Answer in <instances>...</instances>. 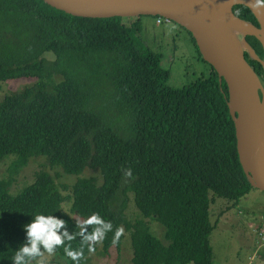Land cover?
I'll return each instance as SVG.
<instances>
[{"label": "trees", "instance_id": "16d2710c", "mask_svg": "<svg viewBox=\"0 0 264 264\" xmlns=\"http://www.w3.org/2000/svg\"><path fill=\"white\" fill-rule=\"evenodd\" d=\"M232 12L258 25L246 6ZM139 18L78 17L42 0H0V81H33L0 101V264H12V252L26 244L22 226L36 212L65 222L56 231L73 239L62 237L54 252L65 264L72 261L63 247L81 248L80 226L62 210L65 198L46 167L78 176L71 212L82 220L95 213L122 229L115 243L107 229L90 241L95 251L119 248L124 230L132 264H212L210 194L237 202L252 188L238 159L227 86L205 61L207 71L194 80L167 84L159 53L136 41ZM245 39L263 59L260 42ZM244 57L262 78L261 64ZM34 157L45 162L11 191ZM84 168L96 174L79 176ZM128 199L134 218L126 214ZM149 220L163 227L162 238ZM82 227L89 234L94 226ZM89 253L83 245L80 264Z\"/></svg>", "mask_w": 264, "mask_h": 264}, {"label": "water", "instance_id": "95a60500", "mask_svg": "<svg viewBox=\"0 0 264 264\" xmlns=\"http://www.w3.org/2000/svg\"><path fill=\"white\" fill-rule=\"evenodd\" d=\"M63 12L90 18L120 17L137 19L157 16L188 31L203 61L227 86V107L234 124L238 159L250 185L264 191V57L260 59L245 36H254L264 52V2L257 0H42ZM235 5L246 6L257 24L232 12ZM242 30L246 49L233 52L225 27ZM257 60L262 67L260 78L244 57ZM244 68L255 81L252 90L240 84ZM242 118V120H240Z\"/></svg>", "mask_w": 264, "mask_h": 264}, {"label": "rangeland", "instance_id": "374dc122", "mask_svg": "<svg viewBox=\"0 0 264 264\" xmlns=\"http://www.w3.org/2000/svg\"><path fill=\"white\" fill-rule=\"evenodd\" d=\"M138 22L140 28L135 34L136 41L159 53L161 65L169 70L167 84L172 87H181L199 76L197 75L199 71H207V65L198 58L193 39L188 31L173 22L161 20L155 16H141ZM45 56L49 59L53 58V55L49 53ZM24 78L26 77L13 81H0V101L4 95L33 82ZM59 78L56 76L55 79ZM44 160L43 157H34L20 168L15 174L11 191L30 183L34 172L41 167ZM5 167L6 163L0 164V178L5 175ZM46 170L53 176L65 198L61 203L62 210L81 227L82 218L70 211L71 189L78 176L64 173L60 167H46ZM94 174H96L95 170L84 168L79 176ZM210 196L213 199L210 203L209 219L214 224L209 235L212 264H264V244L259 242L256 235L257 228L264 217V191L252 187L237 202L213 197L212 193ZM126 207L128 217L134 218L138 214L131 199H128ZM148 223L153 234L162 238L163 227L153 220H149ZM100 247L88 254L86 264H132V250L126 231L123 230L119 248L111 246L108 254H104ZM37 259H44L45 264H65L66 262V259L59 254L44 253L43 257H36L25 264H36Z\"/></svg>", "mask_w": 264, "mask_h": 264}, {"label": "clouds", "instance_id": "9594fccd", "mask_svg": "<svg viewBox=\"0 0 264 264\" xmlns=\"http://www.w3.org/2000/svg\"><path fill=\"white\" fill-rule=\"evenodd\" d=\"M257 2L259 3L261 0H257ZM160 19L162 20L163 18L161 17ZM125 175H130V172L126 171ZM64 223L65 222L62 219L56 218L52 215L36 212L30 222L22 226L26 237V244L21 245L18 249L12 252V264H23L26 257H43L44 253L52 255L57 250V247L62 245V237L64 240L71 241L73 237L67 232L61 231L60 233H57L56 231L57 229H61V226ZM80 224L93 225L94 227L93 231L89 234H84L82 226L79 228L78 234H82L80 249H73L70 245H65L63 247L65 256L72 261V264H80L83 245H88L89 252L95 251L94 247L92 244H89V242L101 241L105 235L104 230L107 229L110 230V232H113V243L116 242V238H118L122 232V229L120 228L113 230L110 221L101 220L99 215L95 213L90 214V216L86 217L80 222ZM38 245L42 247L43 252ZM36 264H45V261L44 259H37Z\"/></svg>", "mask_w": 264, "mask_h": 264}, {"label": "bare ground", "instance_id": "6f19581e", "mask_svg": "<svg viewBox=\"0 0 264 264\" xmlns=\"http://www.w3.org/2000/svg\"><path fill=\"white\" fill-rule=\"evenodd\" d=\"M225 30L228 36V43L231 45L233 52L240 53L246 49V45L242 39V33L244 32L240 30V28L229 23L226 25ZM240 84L245 90H252L255 84V81L251 79L244 68L240 70ZM240 120H242V118Z\"/></svg>", "mask_w": 264, "mask_h": 264}, {"label": "built area", "instance_id": "2783aa9c", "mask_svg": "<svg viewBox=\"0 0 264 264\" xmlns=\"http://www.w3.org/2000/svg\"><path fill=\"white\" fill-rule=\"evenodd\" d=\"M256 232V230H255ZM257 238L261 244H264V219L261 221L256 232Z\"/></svg>", "mask_w": 264, "mask_h": 264}, {"label": "flooded vegetation", "instance_id": "af4514ba", "mask_svg": "<svg viewBox=\"0 0 264 264\" xmlns=\"http://www.w3.org/2000/svg\"><path fill=\"white\" fill-rule=\"evenodd\" d=\"M156 18H161V17H157V16H156Z\"/></svg>", "mask_w": 264, "mask_h": 264}]
</instances>
